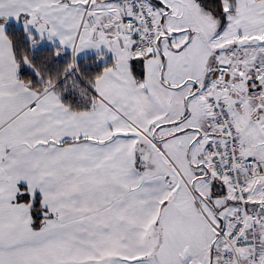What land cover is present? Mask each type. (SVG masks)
Segmentation results:
<instances>
[{
    "label": "snow or ice",
    "instance_id": "snow-or-ice-1",
    "mask_svg": "<svg viewBox=\"0 0 264 264\" xmlns=\"http://www.w3.org/2000/svg\"><path fill=\"white\" fill-rule=\"evenodd\" d=\"M0 264H264V0H0Z\"/></svg>",
    "mask_w": 264,
    "mask_h": 264
}]
</instances>
